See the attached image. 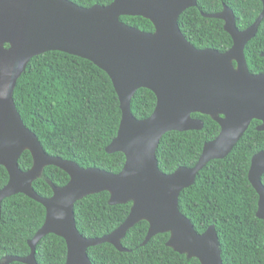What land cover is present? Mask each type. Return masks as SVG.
Returning a JSON list of instances; mask_svg holds the SVG:
<instances>
[{"label":"water","instance_id":"95a60500","mask_svg":"<svg viewBox=\"0 0 264 264\" xmlns=\"http://www.w3.org/2000/svg\"><path fill=\"white\" fill-rule=\"evenodd\" d=\"M262 3V13L244 31L237 28L234 13L226 5L221 13H202L205 18L224 21L233 39V47L220 53L196 49L180 30L181 15L196 7L197 0H114L92 8L69 0H0V166L9 174L8 184L0 191V208L4 199L24 194L43 205L47 213L43 227L28 243L31 253L7 256L0 264H38L36 246L50 234L65 240L66 264H92L89 248L107 243L126 252L122 240L141 221L149 224L143 246L168 233L167 246L175 252L201 264H223L215 227L198 234L180 212L179 198L210 162L232 153L254 120L262 123L258 130L264 132V74H251L245 56L246 46L264 20ZM123 16L146 18L155 32L130 27L121 21ZM52 51L89 60L110 77L122 120L106 151L126 155L119 174L85 169L47 155L25 126L14 101L15 88L31 60ZM143 88L155 94L157 105L151 117L137 120L131 102ZM196 113L217 122L219 136L204 146L196 167L164 174L157 159L162 138L174 131H201L203 122L192 117ZM26 151L32 155L33 166L23 172L19 160ZM50 165L67 172L70 182L61 188L52 186L53 196L46 199L37 195L33 183ZM249 175L259 196L257 217L264 221V150L252 158ZM101 192L110 193L111 206L131 202V212L110 235L86 239L77 229L75 204Z\"/></svg>","mask_w":264,"mask_h":264},{"label":"trees","instance_id":"16d2710c","mask_svg":"<svg viewBox=\"0 0 264 264\" xmlns=\"http://www.w3.org/2000/svg\"><path fill=\"white\" fill-rule=\"evenodd\" d=\"M69 1L92 8L108 6L114 0ZM225 5L233 11L240 31L250 28L263 11L262 0H197V6L179 19L182 34L196 49L226 53L233 47L224 21L202 16L221 13ZM121 21L146 33L155 32L153 23L143 17L123 16ZM263 54L264 20L245 49L251 74H264ZM14 101L25 126L36 135L47 155L85 169L97 168L115 175L122 171L126 155L106 151L120 128V100L108 74L91 61L58 51L35 57L18 80ZM156 105L155 94L140 89L131 102L132 114L137 120L148 119ZM192 117L203 122L201 131L170 132L160 142L158 165L166 175L181 167H196L204 146L221 132L210 116L196 113ZM261 124L254 120L232 153L224 160L210 162L179 198L180 212L198 234L215 227L223 264H264V221L257 217L259 196L249 181L252 158L264 150V132L258 130ZM32 166V155L26 151L19 160V168L27 172ZM262 178L264 186V175ZM8 182L9 174L0 166V191ZM69 182L67 172L50 165L34 181L33 188L37 195L49 199L53 196L52 186L61 188ZM109 200L110 193L101 192L75 204L77 229L84 238L110 235L126 221L132 203L111 206ZM46 215L43 205L24 194L4 199L0 208V260L7 256L27 257L31 253L28 243L43 227ZM148 230L146 221L131 228L122 240L126 252L107 243L89 248L90 262L201 264L198 259H189L168 247V233L155 236L143 246ZM35 257L38 264H66L65 240L53 234L44 237L36 246Z\"/></svg>","mask_w":264,"mask_h":264}]
</instances>
